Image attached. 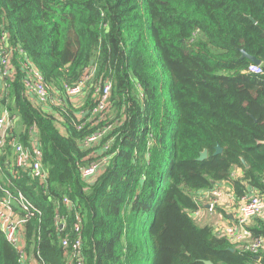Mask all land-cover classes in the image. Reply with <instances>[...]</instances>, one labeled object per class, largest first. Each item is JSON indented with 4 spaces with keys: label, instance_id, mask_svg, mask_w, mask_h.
<instances>
[{
    "label": "trees",
    "instance_id": "obj_1",
    "mask_svg": "<svg viewBox=\"0 0 264 264\" xmlns=\"http://www.w3.org/2000/svg\"><path fill=\"white\" fill-rule=\"evenodd\" d=\"M1 26L63 102L41 112L22 96L19 73L7 90L6 108L36 128L48 171L46 194L27 177L11 186L41 210L24 228L26 264L36 254L66 264L53 228L63 196L73 204L60 207L67 231L82 219L84 264H264V250L258 260L191 217L196 194L221 184L236 199L264 197V0H0ZM242 50L260 74L248 73ZM92 66L77 107L65 87ZM106 82L110 117L78 130L76 115L91 120ZM105 128L98 145L80 147ZM102 156L108 164L84 182L80 169ZM250 231L264 239L260 221ZM18 259L0 230V264Z\"/></svg>",
    "mask_w": 264,
    "mask_h": 264
},
{
    "label": "built area",
    "instance_id": "obj_2",
    "mask_svg": "<svg viewBox=\"0 0 264 264\" xmlns=\"http://www.w3.org/2000/svg\"><path fill=\"white\" fill-rule=\"evenodd\" d=\"M9 34L7 30L0 27V230L6 241L15 248L18 253L20 264H26L28 257L24 253V228L27 222L34 218H40L41 210L32 204L21 191L12 190L11 186L14 180L27 177L31 181H37L43 193L46 194V184L48 171L42 165V149L38 132L34 126L23 127L19 123L16 114H10L5 106L7 90L11 81L19 73L21 85V94L33 106L41 112L49 114L54 107L62 106V98L50 86H48L39 72L25 56L19 46H13L8 42ZM17 55L19 61L16 66L14 57ZM96 67H89L83 74L79 82L71 87H65L64 95L68 100L80 99L84 97L87 91L88 82ZM248 73L260 74L262 71L261 64H250ZM111 85L106 82L102 88L96 90V105L91 113V120L80 123L83 120V113L76 115V128L81 130L87 123L94 121L95 116H99V121L104 120L110 106ZM73 104V103H72ZM74 105V104H73ZM78 107V106H77ZM56 120L61 121L59 115H54ZM105 129L96 131L86 136L80 142V147L84 149L94 148L99 144L100 139L105 133ZM110 141L103 145V151H107ZM111 156H102L95 161L80 169V177L84 182L92 183L96 180L102 169L108 164ZM220 187V188H218ZM227 188V211L224 212L225 222L221 225L213 226V232L217 238L226 239L236 247H241L252 254L256 255L259 260V253L264 250V239L254 237L250 228L256 221L264 225V197L258 192L251 191L247 196L236 199L235 195L226 185L221 184L216 188L208 191H201L197 195V201L200 209L204 208L209 213H215L220 206V197L223 190ZM213 198L201 205V200ZM70 211L73 209L72 202L63 196L55 206L53 216L54 231L60 238V244L64 250L66 264H84L82 252L81 224L82 219L77 214L75 222L70 231H67L66 216L60 213V207ZM203 206V207H202ZM221 210V208H220ZM196 212L191 214L197 215ZM194 220V219H193ZM69 232L73 235L69 236ZM30 264H44L38 254L30 261ZM261 264V263H258Z\"/></svg>",
    "mask_w": 264,
    "mask_h": 264
},
{
    "label": "rangeland",
    "instance_id": "obj_3",
    "mask_svg": "<svg viewBox=\"0 0 264 264\" xmlns=\"http://www.w3.org/2000/svg\"><path fill=\"white\" fill-rule=\"evenodd\" d=\"M83 102V98L81 99H72V103L75 106H80ZM109 112H107L106 116L104 117V120H106L107 118H109L110 116H107ZM102 120V121H104ZM227 187V186H226ZM220 188V187H218ZM213 198H205L201 200V205H203L204 203H206L207 201L212 200ZM227 201L228 198L224 195L221 194L220 197V206L219 208H221V210L223 212L227 211ZM203 207V206H202ZM219 212H215V213H209L207 211H205L203 208L202 209H198L197 211V215L192 216V218L194 219V221L199 225V226H204V225H210V226H215L217 225H221L225 222L223 215L222 214H218Z\"/></svg>",
    "mask_w": 264,
    "mask_h": 264
},
{
    "label": "water",
    "instance_id": "obj_4",
    "mask_svg": "<svg viewBox=\"0 0 264 264\" xmlns=\"http://www.w3.org/2000/svg\"><path fill=\"white\" fill-rule=\"evenodd\" d=\"M252 20V19H251ZM253 21V20H252ZM254 22V21H253ZM241 57L243 59H247L248 61H250L252 64L255 65H259L260 61H258L257 59H255L252 56H249L248 54H246L243 50L241 51ZM222 149L220 148V146H216L215 148V153L214 154H219L221 153ZM207 158V151L204 150L200 153L199 157L197 158L198 161H203L204 159ZM242 163H244V161L242 160ZM245 165V164H244ZM229 251L233 252V249L229 248ZM203 264H212V262L210 261H203Z\"/></svg>",
    "mask_w": 264,
    "mask_h": 264
},
{
    "label": "crops",
    "instance_id": "obj_5",
    "mask_svg": "<svg viewBox=\"0 0 264 264\" xmlns=\"http://www.w3.org/2000/svg\"><path fill=\"white\" fill-rule=\"evenodd\" d=\"M81 98H83V97H81ZM81 98H80V99H81ZM49 113L51 114V110L49 111ZM54 115H55V114H54ZM60 130H62V132H63L62 125H61V129H60ZM226 191H227V188H226V190H223V194H224V196L227 197L228 195H227V192H226ZM200 193H201V191H199V192L196 194V196H197L198 194H200ZM218 214H221V213H218Z\"/></svg>",
    "mask_w": 264,
    "mask_h": 264
},
{
    "label": "clouds",
    "instance_id": "obj_6",
    "mask_svg": "<svg viewBox=\"0 0 264 264\" xmlns=\"http://www.w3.org/2000/svg\"><path fill=\"white\" fill-rule=\"evenodd\" d=\"M252 64V63H251Z\"/></svg>",
    "mask_w": 264,
    "mask_h": 264
}]
</instances>
